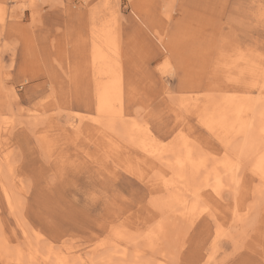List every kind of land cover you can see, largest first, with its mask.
<instances>
[{
    "label": "rangeland",
    "instance_id": "rangeland-1",
    "mask_svg": "<svg viewBox=\"0 0 264 264\" xmlns=\"http://www.w3.org/2000/svg\"><path fill=\"white\" fill-rule=\"evenodd\" d=\"M96 51L109 58L105 68ZM109 79L122 91L112 130L95 113L97 86ZM262 89L264 0H0V264H17L1 243L22 251L26 240L39 255L72 253L89 264L125 249L128 260L140 253L137 260L164 264H264V194L250 190L259 185L251 158H240L242 224L232 218L237 197L226 186L212 206L216 218L202 212L169 227L150 251L145 236L169 193L154 191L160 173L147 174L141 151L123 135L133 126L142 140L148 130L170 152L183 133L209 157L208 169L211 159L234 156L244 137L227 136L224 149L220 139L238 121L229 114L221 126L206 116L229 96L261 110Z\"/></svg>",
    "mask_w": 264,
    "mask_h": 264
},
{
    "label": "bare ground",
    "instance_id": "bare-ground-1",
    "mask_svg": "<svg viewBox=\"0 0 264 264\" xmlns=\"http://www.w3.org/2000/svg\"><path fill=\"white\" fill-rule=\"evenodd\" d=\"M103 38L104 37H101L100 40H102L103 44L106 45L108 43V39L104 38L103 40ZM94 58H95L94 61H96V63H101L104 59L109 60V58L106 55L100 54L98 51H96V53L94 54ZM102 67H104V65ZM104 71H105L104 72V75H105L107 71L106 70ZM102 79L104 80V78ZM109 80H107L108 82L106 83H104L103 81L104 84L99 83L97 86L96 97H95V100H96L95 113L99 117H103L104 120L106 121V124L108 125L107 126L108 130H112L114 128L113 121L116 116L115 109L116 107H120L122 105L121 104L122 103L121 101L122 91L120 87L118 88L116 86L118 85V83L114 84L113 81H116V80H113V79L112 81L111 80L109 81ZM263 90L264 89L258 91V96L255 99L256 101L255 103H257L258 101L261 102L260 96H262V94L264 93ZM230 97L231 96H229V98L227 97L220 98V100L218 101L219 103L215 104L213 106L212 111L206 116L209 118H206L205 121L206 123L211 124L213 123L214 118L210 117V115L216 116L218 118L216 119V121H218L219 124L221 125L227 121L226 120L227 118H230L231 116H233L232 118L238 122H236L235 124L233 122L232 123L230 122L227 125V127L230 126V129L226 128L227 130L225 131L226 132L229 131V133L225 134V136H223L221 139L219 138L220 139L219 144L224 149L227 148L228 144L230 143L229 142L230 137L229 138H226V137L227 136L233 137L237 135L236 132L237 133L240 132V135L244 137L243 142L240 143L238 147L236 146L238 150L234 156L225 154L222 158H220V160L211 159L212 162L208 169L206 168H207V161L209 157L195 150L193 146L190 144L189 140L185 137L186 135L184 136L183 133H179L178 134L179 138L177 137L178 140H175L172 142L173 146H171L168 149V151L171 152L170 153V152H164V150L158 146L159 144L156 143L154 140H152V137L150 136L151 133L149 134L148 130L143 131V133H146V134L144 135V139L141 140L137 132L139 128H135L133 126L123 127V135L127 137L130 140V142L135 145V147H138L139 151H141V156H138V157H141L143 159L142 163L145 165L146 171H148L147 174H150V173L154 174L156 172L160 173L159 178H156L155 182L151 183L152 186H156V188H153L154 191L158 190L159 192L163 191L165 193H169V196L166 198V201L164 203H161L160 206H158V209H160L159 211L160 212L159 214L160 222L157 224V226H155L153 230H151L148 233V235L145 236L147 243H148V248H150V251L154 250L153 242L157 240L159 236L161 235L165 236L166 231L169 227L171 229L172 228L174 229V227L180 226L182 223H186V224L192 223L193 221H195V219L198 216H200L202 212L209 213L210 217H212L213 219L216 218L215 209L212 208V206L215 207L214 202L217 200V198H220L221 192L226 186L233 187L231 189L232 193L236 195L235 197H237V199L234 200L235 207L233 208L231 212L232 218H234V220L237 219L235 220V222H238L239 224H242L244 222L247 212H245V209H239L238 205H236L238 204L239 189L245 188V185L247 184L245 183V181L243 182L244 172L242 173V164H241L242 158L244 157L251 158V172L254 174V176L258 178V181H259V185H257L253 189H250L252 191V194L254 196L255 195L261 196L264 194V155L262 154L261 156L259 154L258 156V153H259L258 146L259 144L262 143L261 136L264 134V107L261 106L262 109L260 108L261 110H259L257 107L253 108V106L254 105L256 106V104L251 105L250 100L246 99L244 101L245 99L244 97H243L244 99H241L239 97L238 98L237 97L230 98ZM223 106H225L226 108ZM193 107H194L193 109L195 110L197 109V111L200 109V105H193ZM227 108H228V111L226 110ZM229 114H231V116ZM248 115L251 117H248ZM243 116H247L248 118L247 117L244 118ZM119 117H121V115ZM91 123H92V126H94V129L100 130V126L102 127V123L100 120L93 119ZM107 132H109L110 135L112 133L110 131H107ZM110 135H107V137L110 138ZM259 137L261 138V140ZM99 138H102V137H99ZM192 142L194 143V141ZM261 150H263V148ZM213 153H216V152H213ZM166 154L172 155V160H171L172 164H168L169 160L166 158V156H168ZM134 162H136V160ZM165 168L168 169L167 170L168 172L170 171L172 173L173 178L171 180L166 179L167 172ZM141 174L144 175V173H141ZM141 179L146 180V176H143ZM4 193H5L4 194L5 201L7 203L6 205H8L10 209H13L14 205L16 204L14 198L10 195V193L7 190L4 191ZM245 193L247 194L248 192H245ZM230 206H233V205L230 204ZM219 208H220V205H219ZM263 211L264 209L262 210V212ZM261 215H263V213ZM262 217L263 216H261V218ZM20 229L22 230L21 227ZM22 232L24 233L23 230ZM37 237H40V236H37ZM32 243H33V240H32ZM24 244L26 245V248H25L26 250L24 249L21 251V250H18V248L16 250H11L7 246V244L1 243V245L3 246L2 255L4 256V258L12 259L17 264H89L90 262H92V259L90 258L84 259L82 258V256H74L72 255V253L69 254V253H59L58 252L57 254H55L54 252L50 250L46 251V255L45 254L39 255L38 250H35L37 246L36 248L33 247L32 249V247L30 246L31 244L28 243L27 240L24 242ZM28 246H29V250H28ZM253 252H254V249H253ZM111 253L106 257L105 264H164V262H162L161 260H153V261L145 260L144 259L145 255L143 256V260H137L138 257L135 258L136 255L138 254L143 255L140 253L138 254L136 253V255L133 257L134 259L128 260V257L126 255V249L123 251L117 252L115 254H113V252Z\"/></svg>",
    "mask_w": 264,
    "mask_h": 264
}]
</instances>
